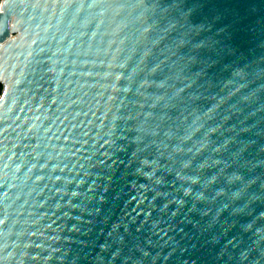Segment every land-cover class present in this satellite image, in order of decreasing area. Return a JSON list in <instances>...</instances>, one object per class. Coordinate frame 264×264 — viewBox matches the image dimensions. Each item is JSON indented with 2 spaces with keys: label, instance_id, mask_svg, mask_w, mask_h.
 Here are the masks:
<instances>
[{
  "label": "water",
  "instance_id": "95a60500",
  "mask_svg": "<svg viewBox=\"0 0 264 264\" xmlns=\"http://www.w3.org/2000/svg\"><path fill=\"white\" fill-rule=\"evenodd\" d=\"M0 264H264V0H2Z\"/></svg>",
  "mask_w": 264,
  "mask_h": 264
},
{
  "label": "built area",
  "instance_id": "2783aa9c",
  "mask_svg": "<svg viewBox=\"0 0 264 264\" xmlns=\"http://www.w3.org/2000/svg\"><path fill=\"white\" fill-rule=\"evenodd\" d=\"M1 3H2V0H0V9H1Z\"/></svg>",
  "mask_w": 264,
  "mask_h": 264
},
{
  "label": "trees",
  "instance_id": "16d2710c",
  "mask_svg": "<svg viewBox=\"0 0 264 264\" xmlns=\"http://www.w3.org/2000/svg\"><path fill=\"white\" fill-rule=\"evenodd\" d=\"M0 90H1V84H0Z\"/></svg>",
  "mask_w": 264,
  "mask_h": 264
}]
</instances>
